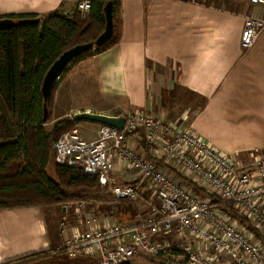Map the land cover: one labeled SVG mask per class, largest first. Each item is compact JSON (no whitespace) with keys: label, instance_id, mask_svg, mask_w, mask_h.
I'll list each match as a JSON object with an SVG mask.
<instances>
[{"label":"crops","instance_id":"crops-1","mask_svg":"<svg viewBox=\"0 0 264 264\" xmlns=\"http://www.w3.org/2000/svg\"><path fill=\"white\" fill-rule=\"evenodd\" d=\"M69 6L65 0H0V19L45 16L60 9L66 13ZM247 17L264 19V7L249 0H119L116 43L77 64L59 85L52 111L57 114L68 108L58 114L65 118L80 112L107 116L145 112L164 123L186 126L220 154L251 163L255 154L264 155V28L253 46L242 50L239 41ZM88 77H94L93 85L107 104H71L77 96L86 98ZM54 117L55 122L64 119ZM74 122V127L86 131L87 136L80 135L84 141L98 138L100 126ZM128 140L142 157L155 160L173 175V165L162 159L159 146L155 152L150 150L143 130ZM111 178L140 188L138 212L122 217L130 220L104 217L106 209L99 203H89L97 207L96 213L81 210L78 219L59 205L1 210L0 264H16L28 257H32L30 264H91L90 258L66 255L62 263L55 261L64 247L62 223L69 231L85 229L90 217L96 220L93 228L132 223L158 204L148 182L122 162L115 160ZM189 189L197 198L207 197L205 190ZM102 199L103 205L110 203Z\"/></svg>","mask_w":264,"mask_h":264},{"label":"built area","instance_id":"built-area-1","mask_svg":"<svg viewBox=\"0 0 264 264\" xmlns=\"http://www.w3.org/2000/svg\"><path fill=\"white\" fill-rule=\"evenodd\" d=\"M65 1L74 12L88 17L90 0ZM249 2L264 7V0ZM63 14L71 18V9ZM263 28L264 19L247 17L240 48L250 49ZM122 117L121 130L100 125L95 141H84L76 128L62 133L52 145L54 161L79 167L98 185L108 186L115 201L137 202L141 197L137 184L122 185L111 178L118 160L148 182L158 204L148 216L132 223L93 228L96 220L90 218L85 229L73 231L62 223V252L69 259L90 258L93 264H130L144 257H162L176 264H264V155L256 154L251 163L243 164L218 153L189 128L164 123L145 112ZM140 129L150 150L155 152L159 146L162 159L173 165V175L131 147L128 138ZM176 174L200 183L219 203L232 206L253 231L209 197L197 198Z\"/></svg>","mask_w":264,"mask_h":264},{"label":"trees","instance_id":"trees-1","mask_svg":"<svg viewBox=\"0 0 264 264\" xmlns=\"http://www.w3.org/2000/svg\"><path fill=\"white\" fill-rule=\"evenodd\" d=\"M108 2L113 6V37L105 45L77 57L72 61L74 64L116 43L119 0H90V13L86 19H81L79 13L68 18L61 9L45 16L4 17L15 22L24 19L37 22L0 31V211L63 206L99 193L96 179L86 176L79 167L54 163L58 181L48 175V167L54 160L52 145L62 133L74 127L75 122L64 118L53 123L51 129H46V123L51 120V104L57 82L51 87L45 122L42 120L40 88L46 72L63 52L76 45L94 42L103 32V7ZM65 73L66 69L62 75ZM176 176L196 191L204 192L193 182L179 174ZM207 197L232 214L246 229L253 231L232 206L219 203L214 195L207 194ZM56 254L67 259L63 252ZM31 260L32 257H28L16 264H30Z\"/></svg>","mask_w":264,"mask_h":264},{"label":"rangeland","instance_id":"rangeland-1","mask_svg":"<svg viewBox=\"0 0 264 264\" xmlns=\"http://www.w3.org/2000/svg\"><path fill=\"white\" fill-rule=\"evenodd\" d=\"M69 8H71L72 15L74 13H76V12H74V10H73L71 5L69 6ZM83 18H86V17H83ZM83 59L84 58L76 61L74 64L73 63L69 64V66L66 68V73L64 75H62L59 78V80L57 81V89L59 88V85L61 84L63 79L69 73H71L72 70L77 67V64ZM93 80H94V77H88V79H87V81H88L87 83L90 85V87L87 88V96H86V98H84L85 97L84 94H83L82 97L77 96V98L74 101H72V103H71L72 105L79 106L82 103H86V104H89V105H92V106H97V105L103 106L104 104H107L106 101H103V99H101L100 93L96 90V86L93 85V82H92ZM57 89H56V91H57ZM56 91H55V93H56ZM55 93H54V95H55ZM54 95H53V98H54ZM52 105L53 104H51V112H50L51 120L48 123H46V125H45L46 129H50L52 127L53 123L55 122L54 120L56 119V117H54V115L55 116H59L58 118H61V117L65 118V116L58 115V114H61L62 112H65V111H69L68 108L67 109H61L56 114V113H54L52 111ZM68 118L72 119V116L71 117H66V119H68ZM76 123L79 124L81 122L77 121ZM97 125L100 126L99 124H97ZM179 127L181 129H185L186 128V126H181V125ZM75 128L76 127H72L71 129H69L67 131H72ZM76 129L79 131L78 132L79 135H81V134L85 135L86 134V131L83 129V127L76 128ZM67 131H65V132H67ZM85 136H87V135H85ZM91 137H92V135H91ZM254 156H253V158H254ZM47 172H48V175L50 177H52V179H54L55 181H58V179L55 176V166H54V162L53 161H51ZM98 186H99L98 187L99 188V193H97L95 195H87L86 197L82 198V199H84L82 201L65 204V205L62 206L63 209L64 210L68 209V211L71 213V215L75 214L76 215L75 218L78 219L80 217L81 210H82V213L85 214L88 211H89V213H92V211L94 209L95 213H96L97 207L92 208V205H90L89 203H91V204L99 203L98 204L99 206H103L106 209V213H104V217L105 216L109 217V216H112V215L113 216L117 215V217L120 218L122 221L130 220V219L123 220L122 219L123 216H127L128 214L134 215L135 212H138L137 210H139V208H138L139 206L137 205L136 202H132V203L131 202H125V201L115 202L114 199L112 198L111 194H110V189H109L108 186H104V187H102L100 185H98ZM102 198L107 200V201H104V202H110V203L103 205V203L100 202V201L103 200ZM90 208H92V210ZM90 218H93V217H90ZM172 240H173V244L175 246L176 240H174V239H172ZM59 253H62V252H59ZM56 256L57 257H56L55 261H57L58 263H62L60 261L61 259L67 260L66 258H63V257H61L58 254H56ZM93 263H94V261L92 260L91 264H93ZM130 264H176V263L175 262H170L169 259H165V258H162V257H144V258L135 259Z\"/></svg>","mask_w":264,"mask_h":264},{"label":"water","instance_id":"water-1","mask_svg":"<svg viewBox=\"0 0 264 264\" xmlns=\"http://www.w3.org/2000/svg\"><path fill=\"white\" fill-rule=\"evenodd\" d=\"M103 16L105 20L103 32L96 38L94 42L76 45L67 51L63 52L59 58L51 65L46 72L42 85L40 88L42 96V113L43 121L45 122L48 116L47 102L51 94V87L54 82H57L61 77L63 71L75 60L77 57L97 47H101L108 43L114 34L113 23V6L108 2L103 7ZM37 21L32 19H24L21 21H13L8 18L0 19V31L11 29L17 25L35 24ZM74 121H87L99 125H106L111 128L121 130L124 126L125 118L122 116H107L102 114H94L90 112L75 113L72 116Z\"/></svg>","mask_w":264,"mask_h":264}]
</instances>
